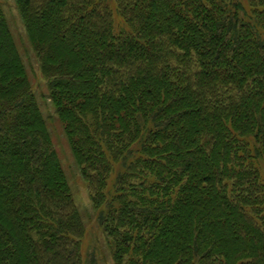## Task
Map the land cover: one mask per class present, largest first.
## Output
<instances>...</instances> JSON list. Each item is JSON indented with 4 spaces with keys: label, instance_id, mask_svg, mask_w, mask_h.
Returning <instances> with one entry per match:
<instances>
[{
    "label": "trees",
    "instance_id": "16d2710c",
    "mask_svg": "<svg viewBox=\"0 0 264 264\" xmlns=\"http://www.w3.org/2000/svg\"><path fill=\"white\" fill-rule=\"evenodd\" d=\"M15 2L115 264H264V0ZM85 237L0 5V264Z\"/></svg>",
    "mask_w": 264,
    "mask_h": 264
},
{
    "label": "rangeland",
    "instance_id": "374dc122",
    "mask_svg": "<svg viewBox=\"0 0 264 264\" xmlns=\"http://www.w3.org/2000/svg\"><path fill=\"white\" fill-rule=\"evenodd\" d=\"M0 5L27 66L29 80L42 107L43 115L52 133L59 160L67 176L74 202L85 225L86 237L83 241L84 264H115L108 241L98 223V212L94 209L90 189L81 175L64 128L52 105L47 84L34 55L18 6L15 0H0ZM115 176L116 174L114 173L109 180V184H112Z\"/></svg>",
    "mask_w": 264,
    "mask_h": 264
}]
</instances>
